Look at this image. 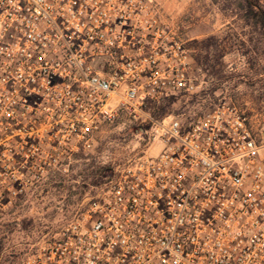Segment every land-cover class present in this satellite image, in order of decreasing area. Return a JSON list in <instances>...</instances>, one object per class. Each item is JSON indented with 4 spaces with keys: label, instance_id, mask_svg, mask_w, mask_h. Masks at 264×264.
<instances>
[{
    "label": "built area",
    "instance_id": "obj_1",
    "mask_svg": "<svg viewBox=\"0 0 264 264\" xmlns=\"http://www.w3.org/2000/svg\"><path fill=\"white\" fill-rule=\"evenodd\" d=\"M205 86L148 0H0V211L66 173L103 127L150 126L23 264H264L250 117L225 98L189 120L153 116Z\"/></svg>",
    "mask_w": 264,
    "mask_h": 264
},
{
    "label": "rangeland",
    "instance_id": "obj_2",
    "mask_svg": "<svg viewBox=\"0 0 264 264\" xmlns=\"http://www.w3.org/2000/svg\"><path fill=\"white\" fill-rule=\"evenodd\" d=\"M148 1L160 22L183 42L191 73L206 80L205 93L164 101L154 108L153 116L161 120L183 114L180 119L189 120L218 98L231 99L250 117L264 162V41L246 26L238 9L242 0ZM149 131V125L128 121L103 127L92 149L71 160L66 173L48 176L19 207L1 210L0 264H22L55 238L81 202L98 193L117 167L146 147ZM92 177L100 180L98 186L91 183Z\"/></svg>",
    "mask_w": 264,
    "mask_h": 264
},
{
    "label": "trees",
    "instance_id": "obj_3",
    "mask_svg": "<svg viewBox=\"0 0 264 264\" xmlns=\"http://www.w3.org/2000/svg\"><path fill=\"white\" fill-rule=\"evenodd\" d=\"M263 2L264 0H242L238 5V9L243 11L242 18L246 26L250 27L253 30L252 34H257L262 41H264V9L261 7V3ZM88 179H90V177H88ZM91 183L98 186L100 180H94V177H92ZM19 203V201L16 202L9 210L19 207Z\"/></svg>",
    "mask_w": 264,
    "mask_h": 264
},
{
    "label": "crops",
    "instance_id": "obj_4",
    "mask_svg": "<svg viewBox=\"0 0 264 264\" xmlns=\"http://www.w3.org/2000/svg\"><path fill=\"white\" fill-rule=\"evenodd\" d=\"M221 59H225V57H222Z\"/></svg>",
    "mask_w": 264,
    "mask_h": 264
}]
</instances>
